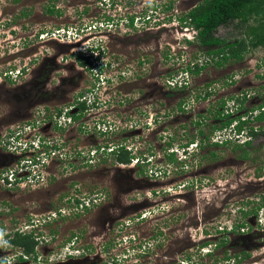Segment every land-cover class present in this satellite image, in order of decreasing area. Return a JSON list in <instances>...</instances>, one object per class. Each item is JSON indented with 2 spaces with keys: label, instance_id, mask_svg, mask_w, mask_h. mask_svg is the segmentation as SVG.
I'll list each match as a JSON object with an SVG mask.
<instances>
[{
  "label": "rangeland",
  "instance_id": "rangeland-1",
  "mask_svg": "<svg viewBox=\"0 0 264 264\" xmlns=\"http://www.w3.org/2000/svg\"><path fill=\"white\" fill-rule=\"evenodd\" d=\"M169 1L174 9L163 12ZM198 1L0 0V264H264V208L241 210L264 195V135L250 140L248 159L233 149L247 135L229 128L212 137L230 135L231 144L177 147L221 98L232 117L264 108V47L185 71L203 52L177 15ZM236 23L216 35L245 36ZM92 48L88 70L73 54ZM78 98L88 108L68 120ZM119 143L150 162L119 165L101 149ZM171 149L182 162L167 163ZM240 221L247 225L230 232ZM16 230L38 235L36 260L18 258L4 236ZM234 254L238 263L220 261Z\"/></svg>",
  "mask_w": 264,
  "mask_h": 264
},
{
  "label": "trees",
  "instance_id": "trees-1",
  "mask_svg": "<svg viewBox=\"0 0 264 264\" xmlns=\"http://www.w3.org/2000/svg\"><path fill=\"white\" fill-rule=\"evenodd\" d=\"M147 9L153 12L154 10H157L158 7L155 4H151ZM173 9L174 3L172 1H169L168 5H164L163 12L172 11ZM46 12L51 14H58L59 10L50 6L46 8ZM23 13L25 12H22V14ZM140 17L142 19H145L146 17L150 18L147 10H143V12L140 13ZM108 18L109 20L111 19L110 17ZM177 20L178 24L181 27H191L195 30L193 39L187 40V42L196 43L203 52L202 56L193 59V61L189 60L187 66L185 67V71L188 73H198L201 69L205 68L208 63H212L215 66H222L228 61L240 60L245 55V53L248 52V50L257 47H264V0H199L194 4L193 7L189 8L186 11H182L179 15H177ZM133 21V17H129L130 26H133ZM233 21H236V24L240 25L243 28L245 36L235 38L234 41H229L216 35V30L219 26L227 25ZM43 30L44 29H42L41 31ZM92 49H90V52H92ZM73 56L74 59L79 63V65L87 68L88 70L91 69L93 64L92 60L89 59L90 54H86L82 50H79L74 53ZM7 75L8 74L6 73V76ZM187 85V82H184L176 84L174 88L184 90ZM210 95L211 90L205 89L203 95L198 96L204 99L208 98ZM244 99L245 96L241 98V103L244 101ZM88 100L89 98H78L75 102L76 111L69 114L68 119L74 120L78 114H81L84 110H86L89 105ZM215 102L216 103L213 104L210 103L209 106L205 108L204 111L206 115H198V119L192 122V124H194L196 128L195 130H193L194 133L192 135H189L188 130L184 131V142L178 143L177 147L183 149V151L185 152V150L192 144H194V146H198L199 149H204L209 145L217 146L220 144H231L233 143V137L230 135L226 134L225 137L220 140L212 137L215 136L216 131L223 132L224 130L229 128L233 135L239 136L241 135V133H245L247 135L248 139H245L241 143H238L239 145H235L233 149H236L238 147L240 149L239 156L242 159H248L249 151L246 149V147L248 148L251 146L250 140L254 136L260 134L264 135V125L256 126L250 124L249 126H247L246 124L250 121H254V123L263 121L264 108L259 106L258 113L253 117H232L231 113L227 111V107H225L227 102L226 99L221 98L218 103L217 101ZM185 105L186 102H184L180 108H182L183 110ZM252 109L253 108H251V110ZM211 118L212 123L208 122V119ZM35 123L36 120L34 121L33 125ZM204 126L207 128V132L203 131ZM170 137L171 140H166L165 144L172 146V144H174V136L171 135ZM101 149L103 152H108L109 155H112V157L118 164H130L133 159H135V164H141L138 162H142L143 164V161L147 158L146 156L142 157V155L135 156L136 151H131L127 146L120 143L112 148L110 147L108 151L106 150L107 146H103ZM175 151V149H171L164 152L167 163H175L177 161H180L177 160ZM209 155L212 159L216 157V153L213 150L210 151ZM83 160H86V163H88V159L86 157ZM142 171L141 173L144 174V172ZM73 205L76 207L83 206V202L77 198H74ZM263 208L264 195H261L259 200L254 201V204L250 208L246 210L242 208L241 210L245 215H248L255 213L257 214L260 210H263ZM246 225L247 223L245 221H240V223L233 224L229 231L237 232L238 230L243 229V227H245ZM4 236L13 247L20 248L21 251L18 253V258L21 261L25 260L24 257L30 260H36V246L39 239L38 235L35 234L33 230H16L14 231V233H5ZM207 244L211 245V243H208L207 241L202 243V245ZM225 244L226 241L221 239V244H214V248L209 249L204 255H212L213 251L216 249V247H218V245L225 246ZM246 255L247 254H245V256ZM232 259H235L234 261L238 263L239 259L241 258L237 255H235V257L225 255L223 256V259H220V261L223 260L229 262ZM216 261L219 262L218 259H216L215 262ZM217 262L215 264H217ZM100 264H109V262H101Z\"/></svg>",
  "mask_w": 264,
  "mask_h": 264
},
{
  "label": "clouds",
  "instance_id": "clouds-1",
  "mask_svg": "<svg viewBox=\"0 0 264 264\" xmlns=\"http://www.w3.org/2000/svg\"><path fill=\"white\" fill-rule=\"evenodd\" d=\"M187 28H190V27H187ZM194 30V29H193ZM194 33H195V30H194ZM193 39V38H192ZM94 49H92V52H90V57H93V59H92V61L93 60H97L98 58L96 57V56H94L93 54H94V51H93ZM97 58V59H96ZM24 69H19V74L21 75L24 71H23ZM87 110V109H86ZM85 111V110H84ZM83 111V112H84ZM82 112V113H83ZM71 114V113H70ZM69 115V114H68ZM244 116H242V118H243ZM245 118V117H244ZM9 133H13V132H9ZM189 147H191V146H189ZM189 147L186 149V150H189ZM193 147V146H192ZM184 152V151H183ZM138 156V155H137ZM134 160V159H133ZM147 160H149V162H150V159H145L144 161H146V162H148ZM143 161V162H144ZM133 162V161H132ZM138 163H140V162H138ZM131 164H133V165H135V161H134V163H131ZM119 165H123L124 166V164H119ZM125 165H129V164H125ZM264 226V225H263ZM2 231V230H1ZM207 252V251H206ZM205 252V253H206ZM25 258V260L27 259L26 257H24ZM117 261V260H116ZM4 263V262H3Z\"/></svg>",
  "mask_w": 264,
  "mask_h": 264
},
{
  "label": "built area",
  "instance_id": "built-area-1",
  "mask_svg": "<svg viewBox=\"0 0 264 264\" xmlns=\"http://www.w3.org/2000/svg\"><path fill=\"white\" fill-rule=\"evenodd\" d=\"M18 72H19V70H18ZM6 75V74H5ZM69 118V117H68ZM69 120V119H68ZM13 135V134H12ZM10 178H12V177H10ZM113 263V262H112ZM117 263V262H116ZM109 264H111V262H109Z\"/></svg>",
  "mask_w": 264,
  "mask_h": 264
},
{
  "label": "flooded vegetation",
  "instance_id": "flooded-vegetation-1",
  "mask_svg": "<svg viewBox=\"0 0 264 264\" xmlns=\"http://www.w3.org/2000/svg\"><path fill=\"white\" fill-rule=\"evenodd\" d=\"M2 232V231H1Z\"/></svg>",
  "mask_w": 264,
  "mask_h": 264
}]
</instances>
